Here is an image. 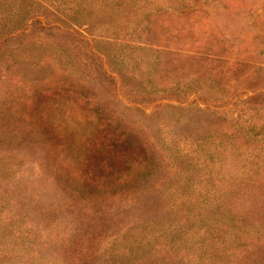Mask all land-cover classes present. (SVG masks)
I'll return each instance as SVG.
<instances>
[{
    "label": "rangeland",
    "instance_id": "374dc122",
    "mask_svg": "<svg viewBox=\"0 0 264 264\" xmlns=\"http://www.w3.org/2000/svg\"><path fill=\"white\" fill-rule=\"evenodd\" d=\"M191 1L192 45L206 47L212 53L222 52L225 64L240 68L228 81L214 85L208 95L214 94L225 115L239 114L242 120H250L262 130L264 108L251 106L243 113L239 108L244 105L239 101L253 87L264 92V0ZM159 24L158 21L156 25ZM106 34L110 35V31ZM117 35L134 39L125 41L121 48L126 56L138 58L136 72L146 78L149 62L164 51L153 44L136 46L143 38L134 37V33L125 34L121 29ZM69 38L75 46L72 63L86 68L87 84L94 92L105 94L116 113L123 114V124L146 132L151 139L167 140L160 169L150 179L158 187L148 203L140 201L138 206L121 208L119 214L110 216L116 203L85 199L83 194L70 191L64 178H52L55 164L49 140L36 133L39 126L46 129L47 123L35 125L28 116L20 115V110L23 99H35L26 96L32 84L37 80L49 83V77H57L61 70L49 60V33L36 29L26 32L19 39L23 55L30 58L27 62L13 66L9 57L5 59L10 52L0 54V264H100L108 256L110 243L115 245L124 238L120 234L112 239L115 230L123 225H129L130 230L146 227L148 232L160 228L164 239L179 243V254L208 260L210 264H264V155L260 156L258 175L248 176L253 165L248 166L247 160L251 157L243 145L236 146V141L219 128L214 138L220 140L218 148L223 151L217 157L212 155L213 164L205 147H212L216 141L198 142L193 133L191 138H183L187 124L173 120L164 107L151 110L152 99L132 94L109 70L112 65L105 53H96L112 54L120 48L119 43L110 38H88L87 45L96 51L92 54L84 38L78 34ZM166 55L175 57L174 53ZM128 61L134 64V59ZM145 84L149 87L150 83ZM166 84L159 79L155 87ZM160 93L152 91L147 95L152 98ZM132 98L140 103L130 102ZM158 124L163 125L160 128ZM217 159L224 164L217 166ZM216 198L226 199L220 213L213 203Z\"/></svg>",
    "mask_w": 264,
    "mask_h": 264
},
{
    "label": "trees",
    "instance_id": "16d2710c",
    "mask_svg": "<svg viewBox=\"0 0 264 264\" xmlns=\"http://www.w3.org/2000/svg\"><path fill=\"white\" fill-rule=\"evenodd\" d=\"M193 16L191 0H0V54L10 52L5 59L9 57L13 66L27 62L30 58L23 55L24 46L20 45L19 36L36 29L43 34L49 33V60L61 70L57 77H49V83L37 80L32 84L26 96L35 99H23L20 110V115L28 116L35 125H40L41 121L47 123L46 129L39 126L36 133L49 140L55 164L52 178H64L69 190L83 194L85 199L99 203L109 199L116 203L113 208L108 205L112 208L110 216L119 214L121 208L138 206L140 201L148 203L153 197L158 186L150 179L160 169L167 140L152 136L151 139L146 132L123 124L120 119L123 114L116 113L105 94L94 92L87 84L86 68H78L71 61L75 46L69 36L73 34L84 38L92 54L96 51L87 45L88 38H110L119 43L120 48L112 54L110 51L96 53L98 56L105 53L112 65L109 70L132 94L152 99L151 110L164 107L173 120L187 124L189 128L183 138H191L190 133H193L198 142L216 141V131L222 128L223 134L236 141V146L243 145L245 153L251 157L247 160L248 166L253 165L248 176L256 177L260 171L264 127L257 129L239 114L225 115L214 94L208 95L214 85L228 81L240 68L225 64L222 52L212 53L206 47L199 49L192 45ZM121 29L125 34L134 33V37L143 38L136 46L153 44L164 51L156 53L154 60L149 62L146 78L136 72L138 58L123 54L122 45L134 39L117 35ZM171 53L175 57L166 55ZM130 58L134 59V64H129ZM101 68L103 71L102 65ZM159 79L168 84L156 88ZM144 81L150 83L149 87ZM152 91L161 93L151 98L147 93ZM39 96L44 99H36ZM135 99L130 102L139 104L140 100ZM239 103L244 105L239 108L243 113L251 106L264 108V92L253 87ZM158 125L161 128L163 124ZM261 125H264V118ZM220 143L217 140L212 147H205L213 164L212 155L217 157L223 151L218 148ZM56 153L60 154L59 158ZM216 162L219 167L224 164L219 159ZM141 195H144L142 200ZM224 201L226 199H214L218 213ZM236 222L237 219L234 224ZM128 226L115 230L112 239L120 234L124 238L115 245L110 243L108 256L103 257L100 264H210L208 260L179 254V243L171 238L164 239L160 228L148 232L146 227L130 230Z\"/></svg>",
    "mask_w": 264,
    "mask_h": 264
}]
</instances>
